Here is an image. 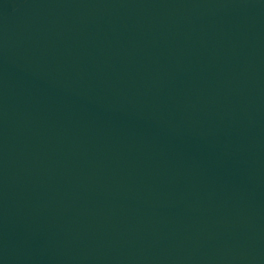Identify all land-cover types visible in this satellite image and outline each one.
<instances>
[{"label": "water", "instance_id": "95a60500", "mask_svg": "<svg viewBox=\"0 0 264 264\" xmlns=\"http://www.w3.org/2000/svg\"><path fill=\"white\" fill-rule=\"evenodd\" d=\"M0 264H264V0H0Z\"/></svg>", "mask_w": 264, "mask_h": 264}]
</instances>
